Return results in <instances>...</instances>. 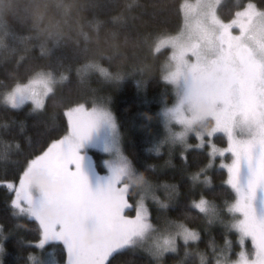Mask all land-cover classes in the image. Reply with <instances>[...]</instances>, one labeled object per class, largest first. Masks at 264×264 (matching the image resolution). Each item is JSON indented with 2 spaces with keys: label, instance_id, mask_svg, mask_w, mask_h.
<instances>
[{
  "label": "trees",
  "instance_id": "1",
  "mask_svg": "<svg viewBox=\"0 0 264 264\" xmlns=\"http://www.w3.org/2000/svg\"><path fill=\"white\" fill-rule=\"evenodd\" d=\"M179 2L78 0L77 11L88 21L87 30L98 37L99 43L87 49L59 45L42 57L31 35L32 0H0V37L3 38V45H0V81H7L12 72L23 79L26 69L42 60L54 67L71 68L80 62L82 56L100 50L104 52L100 56L101 64L113 74L110 79H116V73L121 74L115 82L96 72L83 79V76L77 77L70 71L68 78L48 95L43 111H29L28 103L17 109L0 104V181L10 179L15 182L22 170L23 157L31 146L37 143L44 146L50 138H57L55 133L64 127L63 109L84 102L82 100L91 105L93 101L86 98L95 90L98 97L106 105L109 104L118 122L122 150L131 169L152 184L175 185L177 191L172 197L167 196V191L162 188L160 197L167 201L162 210L164 215L170 220L183 221L199 233L198 240L194 244L189 243L188 254H185L183 242H180L178 250L166 253L159 264H199L202 253L207 255L204 264H212L216 252H224L227 259L236 256L238 235L231 229L224 231L215 221H209V214L192 207L190 201L203 196L213 207L216 205L219 216L226 222L230 217L226 205L231 204L234 198L232 190L224 183L226 172L217 169L215 162L210 161L207 145L191 147L193 143L186 149L159 145L158 153H154L148 136L154 122L150 114L168 106L174 97L172 87L163 78L169 48L156 49L155 41L161 36L177 34L182 24L177 10ZM248 2L222 0L217 7L218 14L221 19L228 20L237 8ZM251 2L258 9L264 8V0ZM94 101L105 104L98 99ZM160 139L158 134V143ZM212 143L224 147L226 141L223 136L215 135ZM170 148L174 151H168ZM93 153L95 157L102 156L98 152ZM228 158L225 156V160ZM194 176L198 178L194 180ZM11 195L12 192L0 183V225L7 233L2 241L4 251L0 253V264H28L29 252H37L32 264H63L65 253L62 244L47 243L38 250L25 243L37 238L31 230L33 221L23 215L13 216ZM149 211L150 219L158 222L155 217L157 206L149 204ZM124 212L132 214L133 208ZM247 246L250 247L249 244ZM47 252H52L54 259L46 257ZM108 264L157 262L150 255L126 246L115 251Z\"/></svg>",
  "mask_w": 264,
  "mask_h": 264
},
{
  "label": "snow or ice",
  "instance_id": "2",
  "mask_svg": "<svg viewBox=\"0 0 264 264\" xmlns=\"http://www.w3.org/2000/svg\"><path fill=\"white\" fill-rule=\"evenodd\" d=\"M177 10L189 36L202 27L199 21L194 23L198 13L200 18L207 17L209 24H221L219 40L227 47L209 65L199 63L203 52L197 42L176 45L172 41L178 47L175 54L177 61L184 62L186 52L195 56L197 63H193L192 68L200 74L202 80L208 82L207 94L213 99L223 101L225 107L215 117L217 124L225 128L228 126L231 119L229 106L233 110L238 107L241 111L251 112L255 116V109L244 102V92L246 82L254 79L256 75V53L244 40L245 36H252L254 25L264 30V8L258 9L249 0L232 13L228 22H221L204 0H196L195 4L190 0H180ZM160 43H169V40L164 39L156 46L159 47ZM0 45H3L2 37ZM235 65L239 66V70ZM93 67L112 78L113 74L99 64ZM26 74V80L12 72L9 73L7 81H0V104L19 108L25 102H30L29 111H43L48 103V94L52 91V73L32 65L26 69L24 76ZM120 77V73L115 74L116 79ZM63 78L62 74L58 79ZM165 79L174 80L175 74L170 73ZM235 85H239L240 98L234 100ZM63 117L64 127L55 133L57 138H50L44 146L39 143L31 146V150L24 155L18 179L15 182L10 179L0 181L12 192L10 205L13 216L23 215L33 221L31 230L36 233L37 238L25 243L41 250L48 242H59L65 253L63 264H108L111 255L129 244L132 237H143L146 234L153 235L146 251L157 264L166 253L176 252L180 242H183L185 254H188L189 243L194 244L199 233L183 221L169 220L162 229L157 228L148 218L149 213L143 197L135 201L134 215L125 214L124 209L131 206V201L127 194L128 185L119 182L130 166L116 145H106L105 151L115 147L122 163L113 166L105 161L108 174L102 178L97 177L94 185L91 183L89 174L82 166L83 155L79 149L101 119L115 127L111 115L80 103L65 107ZM175 136L182 139L184 133L178 132ZM229 139L232 140L231 133ZM230 147L235 157L229 168L230 183L238 193L233 208L243 215V219L234 226L243 235L251 238L254 249L251 257L241 252L238 264H264V222L258 223L251 216V200L258 186L264 185V113L260 119V157L254 168L250 165V175L244 189L236 184L239 163L242 156L250 161L253 142L233 141ZM156 151H159L158 147ZM16 162L19 163V160ZM197 178L193 177L194 180ZM135 179L140 183L143 177ZM165 187L169 197L177 191L175 185ZM149 195L162 207L167 205V201H161L155 192H149ZM190 204L201 212L207 209V201L203 196L192 199ZM6 235L3 225H0V253L4 251L2 241ZM36 256L37 252H29L28 264H32ZM203 260L201 256V264ZM216 264L221 262L216 261Z\"/></svg>",
  "mask_w": 264,
  "mask_h": 264
},
{
  "label": "rangeland",
  "instance_id": "3",
  "mask_svg": "<svg viewBox=\"0 0 264 264\" xmlns=\"http://www.w3.org/2000/svg\"><path fill=\"white\" fill-rule=\"evenodd\" d=\"M221 1L222 0H204V3L212 9L214 14L219 18L221 22H228L229 19L223 20L218 14L217 7L221 3ZM190 2L195 4L196 0H190ZM197 21H199L202 27L197 31H194L191 36H189L188 29L185 27V25L181 24L177 34L168 37L161 36L158 37L155 41L156 49H163L166 47L169 48V55L167 58L168 60H166V63L164 64L163 78L172 87L174 97L168 106L161 107L159 110H156L152 114H150V111H147V114H150V116L154 120L151 125L153 126L151 128L152 132L150 130V134L148 135L151 138L150 149L154 153H158V151H156V148H159V145H166L169 147L179 146L180 148L184 149L190 147L193 143L194 146L191 147L202 148L204 145H207L206 151L210 156V161L212 163L215 162L217 169L225 170L226 178L224 183L232 190L234 198L231 204L229 203L226 205V210L230 215V217L226 219V222L219 216L216 205L215 207H213L207 202V209L202 213L209 214V221H215L220 227L223 228L224 231L228 229L235 231L238 235L237 240L239 244V248L236 251V256L233 259H227L223 254L224 252H216L214 253V262L212 264H216V261H220L221 264H238L241 252H244L248 257H251L254 249L252 246L251 238L247 235H243L241 231L234 226L238 221L243 219V215L241 212L236 211L233 208V205L238 198V193L233 187V184L230 183L231 174L229 172V168L231 167L235 159L230 144L233 141L253 142L250 161L242 156L239 163V171L236 184L238 187L244 189L246 188L247 180L250 175V165L254 168L260 157V119L261 114L264 113V67H261L262 65H264V30H260L258 25H254L252 29V36H245L244 40V43L251 45V48L256 53L254 57L257 63L256 75L254 79L246 82L244 92V102L255 109V116H253L251 112H243L238 107L233 110V107L229 106L231 119L228 123V126L225 128L218 125L215 118L216 114L222 108H224L225 105L223 101L219 99H213L210 95L207 94L208 82L202 80L200 74L197 71H194L192 68L193 63H197L196 57L186 52L184 62H178L176 59L175 54L178 51V47L174 46V44L172 43L173 40L175 41L176 45H179L182 42L189 45L193 41L197 42L201 51L203 52V56L199 60V63L204 65H209L214 62L216 58L220 56L227 47L226 44L221 43V41L219 40L221 24H209L207 17L200 18L199 13L194 18V23H196ZM164 39H168L169 43H160V46L157 47V43ZM235 66L239 70V66ZM170 73L175 74L174 80L165 79V77ZM89 76L90 74L87 76H83V79L86 77L89 78ZM106 79L115 80V82H118V80L110 79L109 77ZM233 98L234 100L240 98L239 85H235L233 87ZM96 99L105 103V101H102V98L98 97L96 91L94 90V94L86 98V100L93 101L91 105H86L85 100H82L84 102H79L78 104L83 103L86 107H95L98 110L106 111L111 115L112 123L115 125V127L113 128L109 124V122L101 119L91 130L88 139L79 149V151L83 155L82 166L84 170L89 174V179L93 185L96 183L97 177L102 178L103 176L108 174V168L105 164V161H109L113 164V166H118L122 163L117 155L116 148L110 147L109 151H105L106 145H116L119 148L120 153L124 157H126L121 146V134L118 128V122L112 115V110L109 108V104L106 105V103L103 104L98 101H94ZM27 103L30 104V102H25V104ZM25 104H23L22 106H24ZM22 106H20L19 108H21ZM169 109H172L174 111H166ZM178 132L184 133L182 139H178L175 136V133ZM229 133H231V141L229 139ZM158 134L161 135L159 143ZM215 135H221L225 138L226 144L224 147H218L212 143V138ZM168 151L173 152L174 150L173 148H170V150L168 149ZM93 152H98L102 154V156L97 155V157H95V153ZM225 156H229V158L225 160ZM127 162L130 166L128 159ZM136 177L141 176L133 171L131 167H129V170L124 175H122L119 182L121 184L128 185L127 194L128 198L131 201V206L126 207L124 210L133 208L132 214H125L134 215L135 201L138 198L143 197L144 203L148 209L149 220L152 224L156 225L157 228L162 229L170 219L166 217L162 211L165 206L162 207L160 204L154 201L150 197L149 192H155L156 196H158L159 199L163 201L162 197H160L163 191L162 188L166 191L167 188L164 184H152L144 178L142 182L137 183L135 179ZM207 182L208 181H206V183ZM4 186L6 187V185ZM129 195H131V198L129 197ZM151 203L155 204L158 208L157 216H155L158 222H154L152 221V219H150L151 213L149 211V204ZM251 216L258 223L264 222V185L258 186L255 195L251 200ZM152 240L153 235L151 234H146L143 237L134 236L132 237L131 242L126 246L136 248L140 252L148 254L146 249L151 244ZM48 243L55 244L59 242ZM247 244H249V248ZM228 249H232V247H229ZM47 253L48 254H46V257L54 259L52 252ZM201 256H203L204 258V264L207 259V255H204V253H202V255H200V258ZM50 260L52 261V259ZM199 264H201V262Z\"/></svg>",
  "mask_w": 264,
  "mask_h": 264
},
{
  "label": "clouds",
  "instance_id": "4",
  "mask_svg": "<svg viewBox=\"0 0 264 264\" xmlns=\"http://www.w3.org/2000/svg\"><path fill=\"white\" fill-rule=\"evenodd\" d=\"M78 0H32L31 14V35L36 41L38 52L42 57H46L51 49L59 45H71L75 49H87L95 47L99 43L96 35L90 34L87 30L88 21L79 14L76 5ZM43 48V51L41 50ZM103 50L93 51L81 57L80 62L69 68L54 67L48 62H38L34 66L40 70L52 73L53 93L57 85L64 82L73 72L77 77L87 76L97 72L100 76H105L93 65L99 64L109 72L106 66L100 61ZM63 74V79H58ZM27 79V74L24 80ZM23 82V81H22Z\"/></svg>",
  "mask_w": 264,
  "mask_h": 264
}]
</instances>
